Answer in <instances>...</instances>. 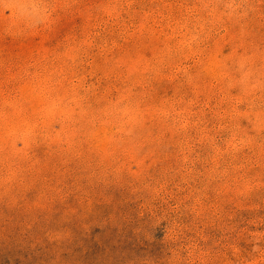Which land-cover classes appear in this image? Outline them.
I'll return each instance as SVG.
<instances>
[{
    "label": "rangeland",
    "instance_id": "374dc122",
    "mask_svg": "<svg viewBox=\"0 0 264 264\" xmlns=\"http://www.w3.org/2000/svg\"><path fill=\"white\" fill-rule=\"evenodd\" d=\"M0 264H264V0H0Z\"/></svg>",
    "mask_w": 264,
    "mask_h": 264
}]
</instances>
